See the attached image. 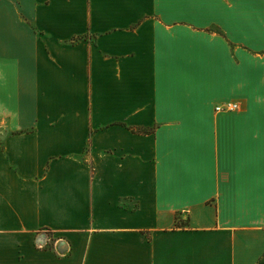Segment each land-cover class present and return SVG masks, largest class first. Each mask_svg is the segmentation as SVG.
Returning a JSON list of instances; mask_svg holds the SVG:
<instances>
[{
	"label": "crops",
	"instance_id": "crops-1",
	"mask_svg": "<svg viewBox=\"0 0 264 264\" xmlns=\"http://www.w3.org/2000/svg\"><path fill=\"white\" fill-rule=\"evenodd\" d=\"M0 264H264V0H0Z\"/></svg>",
	"mask_w": 264,
	"mask_h": 264
},
{
	"label": "built area",
	"instance_id": "built-area-1",
	"mask_svg": "<svg viewBox=\"0 0 264 264\" xmlns=\"http://www.w3.org/2000/svg\"><path fill=\"white\" fill-rule=\"evenodd\" d=\"M237 106L235 103H231V102H228L226 103L225 105H222V106H216L215 107V110L217 111H220V110H233L235 109ZM39 233H41L42 235H47L49 234V231L44 229V230H41Z\"/></svg>",
	"mask_w": 264,
	"mask_h": 264
},
{
	"label": "trees",
	"instance_id": "trees-1",
	"mask_svg": "<svg viewBox=\"0 0 264 264\" xmlns=\"http://www.w3.org/2000/svg\"><path fill=\"white\" fill-rule=\"evenodd\" d=\"M84 38H86V37L84 36Z\"/></svg>",
	"mask_w": 264,
	"mask_h": 264
}]
</instances>
